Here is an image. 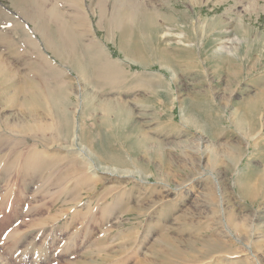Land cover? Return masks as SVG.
<instances>
[{
  "label": "rangeland",
  "instance_id": "obj_1",
  "mask_svg": "<svg viewBox=\"0 0 264 264\" xmlns=\"http://www.w3.org/2000/svg\"><path fill=\"white\" fill-rule=\"evenodd\" d=\"M120 2L133 13L122 34L94 6L58 10L79 57L61 62L37 27L48 21L55 43V25L0 0V27L11 22L4 12L15 25L10 43L0 40V67L16 72L0 78V264H264V0H110L106 19ZM24 31L31 41L21 39ZM89 43L118 66L117 88L79 78L77 61L92 69L89 56L100 55ZM54 68L64 110L78 126L86 118L96 136L98 170L84 172L90 179L80 186L77 173L63 177V159L24 166L29 150L41 148L20 132L34 116L13 94L20 76L31 86ZM47 105L32 110L44 117ZM103 115L122 129L114 142H126L99 134ZM111 155L123 167L111 165L114 158L105 164ZM104 167L132 176L112 177Z\"/></svg>",
  "mask_w": 264,
  "mask_h": 264
},
{
  "label": "bare ground",
  "instance_id": "obj_2",
  "mask_svg": "<svg viewBox=\"0 0 264 264\" xmlns=\"http://www.w3.org/2000/svg\"><path fill=\"white\" fill-rule=\"evenodd\" d=\"M112 2H113V0H112ZM13 4L16 6H14V5H12V6H14L16 8L17 7L20 8L21 12L23 11L22 14L24 16L26 15V18H30L32 20V22L34 21L33 19H37L39 22L43 19H49V21L55 25V30H56L58 38L56 37L57 41H55V43H54V40L46 32L47 30L44 29L45 23L42 24L43 23L42 22L39 24L38 21L35 20V22L37 21L36 23L39 24V26H37L38 24L36 26L40 27V29L38 31L43 38L42 40L45 42L46 48L48 50H50L55 55V57L57 59H59L61 62L63 61V59L71 61V60H74L75 58L79 59V57L77 56L78 46H77V42H76V35L73 32V30L69 29L68 27H66L64 25V23H65L64 17H63L64 14L62 15V13H60L58 10H60L62 8H67V9L68 8L69 9L74 8L76 11L77 10L79 11V9H83L85 7H88V6H94L95 8L99 9V12H100L99 15L101 18L100 20H102V18H103V20L105 21V23L107 25L114 26V28H113V29H115L114 31H117L120 34L125 32L127 26L133 22V13H131V11L128 12L124 8L123 4H121V2L115 4L114 10H113L114 13L111 14L113 17H110L111 19L110 18L106 19L107 18L106 17V15H107L106 9L111 5L110 0H13ZM128 4H130V3H128ZM45 6H47V7H45ZM43 7H45V9H46V11H44V12H43V10H44ZM29 8L33 9L34 12H31V14L25 13L26 9H29ZM81 12H82V10L80 11V13ZM76 13H78V12H76ZM2 14H3V18L5 19V21L8 19L11 22H6L7 27L6 26L0 27V40H4L7 43H10L8 40L11 36L10 30L13 31L15 25H14L12 19L10 18L9 14H7L5 12ZM82 15H84V14H82ZM84 17H85V15H84ZM84 17L82 16L83 19L80 17L77 21L84 20ZM87 17H86V20H87ZM146 18H147L146 20L149 19L148 17H146ZM86 20H85V22H86ZM81 21L78 22L79 23L78 25L79 26L83 25L82 26V30H83V27H85L86 24H84V23L81 24L83 22V21L82 22ZM36 23H34V24H36ZM47 23H48V21H47ZM76 26L77 25H75V27ZM18 29H22V26H18ZM36 29H38V28H36ZM53 30H54V28H53ZM55 30H54V32H55ZM129 31H130V29H129ZM82 34H84V33H81L80 35H82ZM26 38H27V34L24 31V35H22L21 39L27 40V41L32 40V39L28 40ZM180 38H181V36H180ZM233 40H235V39H233ZM11 43H12L11 46L13 47L14 46L13 42L11 41ZM27 43H29V42H27ZM33 45H34V43H33ZM89 45H90V43H89ZM224 45H225V43H224ZM96 46H97V44L95 45L94 48L92 47L94 49L92 51H93V53L96 52V54L98 52L101 55V57H100V55L99 56L93 55L91 53V50H89V51L87 50L88 52H90V54H92L89 56L90 61L92 62L91 63L92 69H88V66L84 63V61H81L82 60L81 59V60L77 61L76 65H77L78 70L76 72L79 74L78 75L79 78L84 83H90V82L97 83L101 87L102 90H105L106 88H108V89L114 88V87L117 88V86L119 85V82H120L119 81L120 76H121L120 70L115 63H113L112 61H110L106 58L104 52L101 51L100 47H98V46L96 47ZM34 48H37V47H34ZM85 48H87V47H85ZM92 48L90 45L87 49H92ZM13 49H14V47H13ZM16 49H20L19 52L21 51V53H22V45H19L18 47H16ZM14 51L15 50H13V52ZM96 56L100 57L101 59L97 60ZM80 57H81V55H80ZM1 58L2 57L0 56V66L2 67ZM2 60H4V58H2ZM6 65H8V64L6 63ZM1 67H0V78H1V80L4 79L5 82H7L10 79L14 78L12 73L14 74L16 72H14V71H12V69H10L11 66L8 67L6 70H2ZM50 69H52V67H50ZM51 71H52L51 74H49L50 72H45L47 74V75H45V73L43 72V73H40V75H39L40 77L39 76H38V78L34 77L35 79L32 78L33 84H31V86L26 84V82L29 81L28 76L27 77L26 76L25 77L20 76L19 77L20 79L18 78L19 79V86H18V88H16V90L13 94L14 95L13 97H15V98L17 96L21 97L20 99H22L21 100L22 107H24V105L27 106V107H25V109L32 111L33 116H34V117H27L29 119V122H27L24 125L22 124V126H20V129H19L20 132H22L25 135H27V134L29 135V137H28L29 141H31L32 145H34L32 148H34V147H36L34 149H37V147L41 148V149L35 150L34 152L33 151L30 152V150H29V153L27 154V156L24 160V161H26L24 166L27 169L36 170L37 168H39V166L43 165V163H45V165L51 164V161H53V160H51L50 158H52V157H53L52 159H54L55 163H59L60 160L63 159L61 162L65 161V163H66L64 165V167H66V168L64 169L63 177L66 174H68L70 171L77 173V175H80L79 179H78V186H80V185L86 184L90 179L88 176L84 175V172H87L88 174L91 175L92 173H94L95 171L98 170V168L96 169L95 166L91 165L93 163V160H91V159H93L92 154H94L95 158L97 159L96 154L93 151V148L95 147L96 142H97L96 138H95L96 136L94 137V135H93L94 133L92 134L90 129L86 126V124H85L86 118H85V121H82V124H80V126H78V125L74 124V122H73L74 117H69L68 113L64 110V107H65L64 101H65V97H66L65 93H64V89H63L64 83L58 84V83H60V81H62V79H60V77H58V76L62 75V72L60 70H58L57 68H54ZM58 71H60V72H58ZM18 75H19V73H18ZM20 75H22V74H20ZM41 75H43V78L41 77ZM22 83H24V85H22ZM30 83H32V82H30ZM56 88L60 89V91L58 89L56 90ZM10 99H12V97ZM42 102L49 104V105H47L49 108V112L47 114L43 112L44 117H42V116L40 117L39 114L35 113V111L32 110V107H34V105H36L35 107L37 108V105H40V103H42ZM103 103H105V102H103ZM31 104H32V106H30ZM103 109L106 110V107ZM101 121H102L101 123L104 125V128H103V125L101 124L102 128H101V126L99 127V130H100L99 134L102 133V131H103L108 136V140L115 143L114 141L119 136L118 133L122 129H120L119 127H116L114 124H110L108 117H104V115L101 118ZM111 127H116L119 129L117 131H115ZM3 133L5 134L6 132H3ZM2 134L0 135V140L3 138V137H1ZM30 134H31V137H30ZM127 136H128V138H130L129 134ZM10 137H9L10 142H14V139L21 141L18 138L11 137L12 138L11 139ZM126 141H127V138L125 137L123 139L121 138L120 141H118V142L120 144H122L123 142H126ZM118 142L116 140V143H118ZM139 142H140V145L142 146L143 141H139ZM105 143H106V141H105ZM16 145L17 144H15V146ZM140 145L137 144L138 148L140 147ZM102 146L106 147V144L105 145L102 144ZM50 151H54L56 154L55 155H54V153L51 154ZM61 154H63V155H61ZM105 154H106V152H105ZM68 155L71 158H69V160L66 161V159H67L66 156H68ZM116 156L117 155H114V156L111 155L110 157L107 156L106 158H102V160L104 162H106L105 164H110L108 162L113 160V163L111 165H114L117 167L119 165H117L116 163L122 164L121 161L123 162V160L118 159ZM119 156H121V155H119ZM47 158H49V159H47ZM110 158H114V159L110 160ZM119 158H121V157H119ZM36 160L38 161L37 165H36V162H37ZM47 160H48V162H47ZM102 160L100 159V161H102ZM34 161H36V162L34 163ZM120 167H123V164L120 165ZM102 169H103L102 171H105L104 173H106V171H107L109 173V175H111L112 177L115 175H126L123 177L130 178L132 176V173H129L127 171L126 172H123V171L117 172V169H112V168H108V167H107V169H106V167H104ZM118 169H120V168H118ZM38 174L40 176L41 172ZM63 177L61 176V178H63ZM59 180H60V178H59ZM60 181H62V180H60ZM60 181H59V183H60ZM63 181H64V179H63ZM63 181L61 183L62 185H63ZM56 182H57V179H56ZM122 185H125V184H122ZM132 189H135V187ZM241 190H242L241 192H243L244 195L247 194L248 191H250V190H247L246 188H243V187H241ZM127 192H128V190H127ZM250 194L252 195V193L249 192V195ZM219 264H221V263H219Z\"/></svg>",
  "mask_w": 264,
  "mask_h": 264
}]
</instances>
